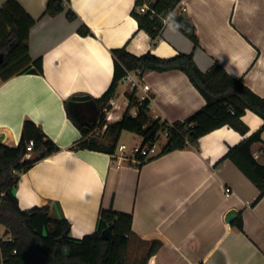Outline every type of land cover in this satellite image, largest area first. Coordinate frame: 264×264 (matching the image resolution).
<instances>
[{
  "label": "crops",
  "instance_id": "0c3cea01",
  "mask_svg": "<svg viewBox=\"0 0 264 264\" xmlns=\"http://www.w3.org/2000/svg\"><path fill=\"white\" fill-rule=\"evenodd\" d=\"M16 1L35 19L28 49L32 59L41 58L42 73L0 79V140L16 146L23 121L31 120L59 148L19 174L13 193L20 209L47 205L52 217L69 222L73 240L96 230L102 209L131 215L133 243H128L124 264H264V195L253 203L258 188L233 161L223 159L229 148L260 128V116L246 109L240 117L246 133L225 124L202 135L197 147L158 152L140 165L121 164L115 155L131 154L118 151L119 139L113 154L105 151L112 137L102 124L121 118L129 88L119 92L117 86L108 120L86 137L79 129L95 119L94 98L109 88L114 74L111 50L123 46L136 56L191 54L202 72L217 62L263 97L264 0H180L173 14L189 19L198 46L172 22L151 45L130 14L135 0H68L54 16L44 14L47 0ZM143 83L150 90L136 94L148 96L152 118L182 121L205 104L180 70L145 71ZM121 95L126 98L122 103ZM86 138L101 148L80 145ZM260 139L251 151L263 163L264 131ZM229 208L241 215L242 230L224 222ZM153 240L161 246L147 255ZM128 254L133 255L128 259Z\"/></svg>",
  "mask_w": 264,
  "mask_h": 264
},
{
  "label": "trees",
  "instance_id": "16d2710c",
  "mask_svg": "<svg viewBox=\"0 0 264 264\" xmlns=\"http://www.w3.org/2000/svg\"><path fill=\"white\" fill-rule=\"evenodd\" d=\"M65 1L68 0H47L44 14L50 16L58 14L63 10ZM148 1L149 7L162 17L151 16L149 10L139 12L138 7L143 0H135L130 14L136 20L138 30L144 31L153 45L163 28V19L168 18L180 0ZM67 16L72 19L74 14L68 10ZM169 22L188 36L194 46H198L194 26L187 17L175 13L169 18ZM34 23L35 19L16 0H6L0 6V53H3L0 79L6 80L22 73H42L41 58L32 59L28 49V36ZM80 31L85 32L83 29ZM111 52L114 57L111 84L99 98H94L96 116L89 124L79 126L82 137H86L105 121V110L109 109V101L114 97L126 70L138 67H141L143 72L177 69L186 74L204 97V106L184 120L170 124L159 118L150 117L149 98L139 100L136 89H129L125 91L127 106L121 118L106 125L105 133L112 137V142L105 151L114 153L123 131L139 135L140 148L160 140L162 134L167 132L168 137L160 154L187 146L197 147L198 139L202 135L225 124L244 134L246 127L240 117L249 109L262 118V125L236 146L229 148L223 159L233 161L258 188L259 194L253 203L264 195V162H257L251 151L252 144L261 141L260 133L264 131V96L254 94L239 79L228 76L217 62L206 71H200L194 64L191 54L179 53L169 58H158L147 52L136 56L128 52L125 46ZM132 108L136 109L135 115L130 112ZM86 139L79 144L89 149L101 148L92 138ZM29 140H33L34 143L30 151L26 149ZM58 149L40 126L31 120L23 121L16 146H7L0 140V225L4 231L8 230L11 236V241L0 240L3 264H124L129 237L133 233L131 215L112 209H102L98 215L96 230L81 239L73 240L68 238L69 222L64 218L52 217L47 205L35 206L28 210H21L18 206L13 189L17 185L19 174ZM134 156L139 161L137 165L147 158L138 153ZM131 163L126 158L121 160L122 165ZM109 225L112 226V237L110 240H104L100 238V232ZM232 225L242 230L240 214ZM160 246V241L153 240L147 255L156 252Z\"/></svg>",
  "mask_w": 264,
  "mask_h": 264
},
{
  "label": "built area",
  "instance_id": "2783aa9c",
  "mask_svg": "<svg viewBox=\"0 0 264 264\" xmlns=\"http://www.w3.org/2000/svg\"><path fill=\"white\" fill-rule=\"evenodd\" d=\"M175 8L170 12L168 18L163 19V26L169 22V18L173 15ZM147 10H149L151 12V16L157 15L159 17H162L161 14H157L153 9H151L149 7V1L148 0H143V3L138 7V11L143 13V12H146ZM143 77H144V72H143L141 67H138V68L133 69V70H126L124 76L120 79L119 83L123 84L124 87H127L130 90L136 89V91L142 90L144 92H148L150 90V86L146 83H143ZM138 98H139V100H143L145 98H148V96L147 95H138ZM109 112H110V110H105V120H108L111 117V114ZM231 113H233V111H231ZM132 115H135V113ZM102 128H106L105 122L102 124ZM167 137H168L167 132H164L162 134V138H165V142L167 140ZM160 140H157L154 143H152L151 145H147L143 148H140V146L134 147L132 152H131V157H129V158L126 157V159H128L132 162H139L134 156L136 153H138L139 155L146 156V157L156 155L158 152H161V150L165 144L164 143L163 145H161L160 149L157 151L156 146ZM33 145H34L33 140H29L27 142L26 149L28 151H30L32 149ZM117 149H118V151H123L126 149V145L121 143L118 145ZM115 156L118 157L119 159L125 158V157L120 156V155H115ZM230 193H231L230 187H228V186L224 187V195L229 196ZM0 240L11 241V236L8 233L4 234V230H2L0 233ZM13 253H15V251H13ZM0 264H3V258L1 255H0Z\"/></svg>",
  "mask_w": 264,
  "mask_h": 264
},
{
  "label": "rangeland",
  "instance_id": "374dc122",
  "mask_svg": "<svg viewBox=\"0 0 264 264\" xmlns=\"http://www.w3.org/2000/svg\"><path fill=\"white\" fill-rule=\"evenodd\" d=\"M124 88V85L119 83L118 85V91L121 92V90ZM126 98L124 96H120L119 101L122 103L125 101ZM120 143H123L126 145V149L124 150L125 154H131L132 150L134 147H139L141 144V137L133 132L129 131H124L122 132L119 141ZM165 143V138H162L156 146V150L158 151L160 149V146ZM4 230L3 226L0 225V233L1 231ZM133 243V239H129V246H131ZM133 254H128V259L131 257Z\"/></svg>",
  "mask_w": 264,
  "mask_h": 264
},
{
  "label": "water",
  "instance_id": "95a60500",
  "mask_svg": "<svg viewBox=\"0 0 264 264\" xmlns=\"http://www.w3.org/2000/svg\"><path fill=\"white\" fill-rule=\"evenodd\" d=\"M2 59H3V53H0V63L2 62ZM237 214H238V211L237 209L235 208H229L224 216H223V220L226 224H231L234 219L237 217ZM8 233V230H5L4 231V234H7ZM112 237V226L109 225L107 226L105 229H103L101 232H100V238L104 239V240H110Z\"/></svg>",
  "mask_w": 264,
  "mask_h": 264
}]
</instances>
